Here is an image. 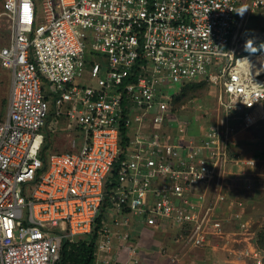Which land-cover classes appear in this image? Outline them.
Returning a JSON list of instances; mask_svg holds the SVG:
<instances>
[{"label": "built area", "instance_id": "2783aa9c", "mask_svg": "<svg viewBox=\"0 0 264 264\" xmlns=\"http://www.w3.org/2000/svg\"><path fill=\"white\" fill-rule=\"evenodd\" d=\"M253 13L264 0H5L0 264H63V243L97 226L94 264H147L142 249L163 242L179 248L173 262L232 224L247 232L227 186L236 135L264 117V89L240 63L264 52L236 48ZM199 84L215 108L180 101ZM63 118L80 139L45 152V130ZM257 187L248 176L244 188ZM249 255L262 264L257 248Z\"/></svg>", "mask_w": 264, "mask_h": 264}, {"label": "rangeland", "instance_id": "374dc122", "mask_svg": "<svg viewBox=\"0 0 264 264\" xmlns=\"http://www.w3.org/2000/svg\"><path fill=\"white\" fill-rule=\"evenodd\" d=\"M4 2L5 0H0V15L3 11ZM38 12L39 15L42 16L41 9H39ZM237 38L236 48L238 54L241 56L251 54L244 49L246 40L251 39L254 47L257 48H259L261 44H264V15L253 13L249 17H246L243 26L238 31ZM9 39L10 32L7 21L0 17V46H6L9 43ZM263 52L264 51H258L255 54L258 55ZM12 79V75L9 71L0 68V122L7 116ZM212 94H214L213 90L209 87L198 89L196 92H190L187 100H196L199 106L212 109L215 108V104L208 102L210 100L209 97ZM44 133L45 135H50L53 142L52 150L58 152L68 151L70 149V140L78 137V133L71 130L69 127V121L65 118L60 119L55 126L50 122L49 128L45 130ZM78 139H80V137H78ZM258 165H262V168L264 169V163L256 164V169L258 168ZM254 173L257 174L256 171ZM256 178L264 181V176ZM261 201L262 205L260 208L254 203L256 209L254 207L255 205L250 203L249 209L253 210L254 208L255 210L246 212V218L250 224L247 232H240L239 227L232 224L229 228V234L226 236V240L211 243L208 247L202 249L192 251L189 250V248H186L187 250L183 249V257L179 260L181 261L179 264H254L249 255L252 248H257L260 251L263 261L262 264H264V246L260 243V236L261 234H264V194L263 197H261ZM145 237L150 238L151 236L146 232ZM151 245H149V247L151 246L150 248L142 249L145 259L144 261L147 262V264H172L170 260L171 257L174 256V251L172 250H174L175 244L152 243ZM162 245H165L168 249L167 253L164 255L158 250ZM187 251L188 254L185 255ZM148 252L149 256H152V259L148 258ZM191 252L192 254H190Z\"/></svg>", "mask_w": 264, "mask_h": 264}, {"label": "crops", "instance_id": "0c3cea01", "mask_svg": "<svg viewBox=\"0 0 264 264\" xmlns=\"http://www.w3.org/2000/svg\"><path fill=\"white\" fill-rule=\"evenodd\" d=\"M3 47V46H0ZM260 114V112H258ZM264 116V108L263 115ZM261 121V122H260ZM253 128L242 131L236 135L235 145L233 150L235 152V157L241 160V163L231 164L229 166L230 169V181L228 182L227 191L232 200L243 201L245 204V210L254 211L257 207H261L262 201L261 197H263L264 191L259 188H256L252 191H247L244 188V183L247 180V177L250 175H254L255 177L264 176V169L262 165H258L256 169V164L264 163V117L260 120ZM58 152V151H57ZM255 161V166H249L248 162ZM257 172L254 173V172ZM250 203L254 204L255 209L250 210ZM167 244L168 242H163ZM163 247L167 248L165 245ZM206 248V247H205ZM179 248L174 245V255L179 251ZM202 248H189V250H197ZM160 250V249H158ZM168 250V249H167ZM188 254V251L185 255ZM192 254V252L190 253ZM148 258L152 259V256H149V252L147 254ZM183 257V253L181 252V257L176 261L171 262L172 264H179ZM188 257V256H187ZM147 259V258H146ZM171 261V260H170Z\"/></svg>", "mask_w": 264, "mask_h": 264}, {"label": "trees", "instance_id": "16d2710c", "mask_svg": "<svg viewBox=\"0 0 264 264\" xmlns=\"http://www.w3.org/2000/svg\"><path fill=\"white\" fill-rule=\"evenodd\" d=\"M208 88L206 84L192 85L184 89V93L180 97V101L186 102L190 92H196L198 89ZM50 121V118H49ZM48 121V122H49ZM52 140L50 135L45 138L44 150L45 152L52 150ZM100 224V220L98 221ZM97 229L88 237H78L74 241H65L62 246V261L63 264H94L96 253V238ZM260 243L264 246V234L260 236Z\"/></svg>", "mask_w": 264, "mask_h": 264}, {"label": "clouds", "instance_id": "9594fccd", "mask_svg": "<svg viewBox=\"0 0 264 264\" xmlns=\"http://www.w3.org/2000/svg\"><path fill=\"white\" fill-rule=\"evenodd\" d=\"M245 10L246 9L238 12V14H240L242 16L244 14ZM244 49H245V51H247L251 54H255L258 51H264V44H261L260 47L257 48V47H254L253 41L251 39H248L245 41ZM240 63L242 65H246V67H247L246 75L248 78H250V82L252 84H255L256 87L264 89V85H259V84L253 82V70L254 69L256 70L255 71L256 75H259L260 71L264 70V55H261L260 57H258L256 63H253L247 57L241 58ZM257 64L259 65V67H257Z\"/></svg>", "mask_w": 264, "mask_h": 264}]
</instances>
